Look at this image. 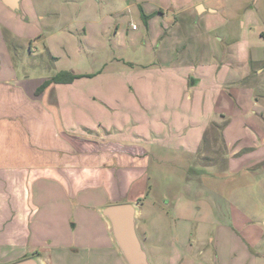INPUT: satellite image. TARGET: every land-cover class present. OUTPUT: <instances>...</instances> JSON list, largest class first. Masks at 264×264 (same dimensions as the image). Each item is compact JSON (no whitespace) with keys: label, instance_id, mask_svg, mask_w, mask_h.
Instances as JSON below:
<instances>
[{"label":"rangeland","instance_id":"374dc122","mask_svg":"<svg viewBox=\"0 0 264 264\" xmlns=\"http://www.w3.org/2000/svg\"><path fill=\"white\" fill-rule=\"evenodd\" d=\"M135 1L139 0H24L19 11L22 17L14 18L9 25L2 23L7 18L0 10V28L5 39L4 43L0 41V67L14 68L13 76L28 77L33 84L64 70L85 75L71 83L55 84L51 92L50 99L60 108L65 127L100 145L107 139L140 140L146 146L149 152L146 175L133 184L131 191L133 194L140 190L138 198L142 214L138 228L154 263L161 264L154 244L160 240L164 255L170 254V226L177 221L173 208L180 194L188 195V181L194 182L191 199L199 206H205V201L212 204L216 219L231 229L239 231L244 224L241 212H264V189L260 190L252 180L260 178L261 172L254 170L259 168L257 163L253 164L252 170L238 172L237 168L230 167L229 161L231 158L238 161L240 155L250 150L235 151L239 147V135L244 133L247 113L253 107L264 112V104L254 102L255 94L262 93L264 88L256 85L261 74L253 67L252 72L244 69L240 73L235 68L212 70V85L205 95L200 90L190 91V67L169 70L167 63L174 59L173 56L177 61L183 60L184 65L194 63L198 45L189 47L187 52L182 51V55L177 51L180 46H172L173 50L166 51L164 45L166 39L168 42L189 39L203 20L198 22L197 16L194 19L191 12H184L178 18L179 26L156 28L160 17L151 21V14L143 15L141 1L136 3L137 6ZM171 1L174 0H160L156 4H171ZM189 2L180 0L186 6ZM156 4L147 3V7ZM210 4L220 7L221 16L225 17L222 0L206 3L208 7ZM168 16L163 20L176 21L171 14ZM188 16L184 32L187 35H177L185 27L184 17ZM149 20L153 23L150 28ZM218 22L220 33L225 20L218 19ZM135 24L138 28L132 29ZM11 26L15 35L11 33ZM232 26L231 30L235 32L239 25ZM199 39L201 37L197 38L198 42ZM238 76H244L247 81H240ZM253 77L257 79L252 81ZM230 92L235 94L234 97L229 95ZM212 138L214 142L210 149ZM253 138L256 137L245 135L241 144L253 147L260 142ZM230 139H234L231 149L227 147ZM100 145L89 141L87 146L91 151L112 152L111 145ZM86 172L81 184L88 203L97 205L112 201L105 189L110 183L109 172ZM130 199L123 201H133ZM91 210L78 206L75 217L78 219L83 212L93 215L95 211L99 219L95 207ZM84 218L80 226L86 228L81 230L88 231L91 222L89 224ZM197 226L205 227L204 247L213 248L214 243L226 245L237 237L225 236L227 238L222 241L218 225L206 226L197 220L192 237ZM92 230L97 234L98 225L96 228L95 224ZM236 234L242 238L239 232ZM76 235L73 242L88 240L82 234ZM213 237L215 242L211 241ZM70 254V249H61L55 255L57 264H93L85 259L86 254L76 257ZM214 258L206 256L201 264H217ZM103 260L94 264H103Z\"/></svg>","mask_w":264,"mask_h":264},{"label":"crops","instance_id":"0c3cea01","mask_svg":"<svg viewBox=\"0 0 264 264\" xmlns=\"http://www.w3.org/2000/svg\"><path fill=\"white\" fill-rule=\"evenodd\" d=\"M140 1L143 15L151 14V21L160 17L156 28L179 26L178 18L184 12H191L190 15L194 19L197 16L198 22L203 20L198 26L200 29L197 27L198 31L190 35V38L193 36L192 40L183 38L168 42L166 39L164 45L166 51L173 50L172 46H180L177 49L180 55L183 54L182 51H189V47L198 45V55L194 63L184 65L183 60L177 61L175 56L167 63L169 70L190 67L188 75L190 91L200 90L204 94L212 85V70L215 72L235 68V71L240 73L244 69L252 72L253 67L261 74L256 85L264 88V0H222L225 17L221 16L220 7L206 5L210 0H190L187 6L182 5L180 0L165 5L156 4L160 0L154 3L139 0L134 4H140ZM23 3L24 0H19L18 8L13 9L4 0H0V10L7 18L2 23L9 25L14 18H19L22 15L19 11ZM147 3L156 5L147 7ZM169 14L175 17V22L163 20L165 16L169 18ZM189 16L184 17L185 27L177 35H187L184 32ZM218 19L225 20L220 33L217 29ZM150 20L147 22L149 28L153 26ZM235 23L239 26L233 32L231 28ZM2 30L0 28V41L4 43ZM11 33H15L13 27ZM174 35L176 32L173 28L172 36ZM198 37H201L199 42ZM6 67H0V264H8L30 255H40L43 264H57L55 255L63 248L70 249L72 251L70 255L73 257L86 254L85 259L93 264L100 263L103 259H105L103 264H125L113 244L108 223L100 209L112 202L130 199V195L140 207L138 198L140 190L132 194L131 189L143 175H146L144 172L149 164L146 146L140 140L123 142L107 139L102 140L103 143L100 145L88 140L87 136L74 133L65 127L60 108L50 99L57 83L50 85L38 95L36 90L45 79L33 84L28 77L13 76L14 68ZM244 76L242 78L238 76L241 78L240 81H247L244 79L247 75ZM251 79L254 81L257 78ZM229 95L234 97L235 94L230 92ZM254 102L264 104V91L255 94ZM236 104L239 106L238 100ZM220 115L226 116L225 113ZM245 135L255 136L253 139L260 140L261 144L259 142L253 147L244 146L241 144V138ZM239 136L236 153L250 150L240 155L238 161L234 158L229 159L230 167L243 172L254 169L253 164L257 163L259 168L254 170L261 172L260 178L252 180L259 185L260 190H263L264 112L253 107L247 113L244 133ZM89 141L102 147L109 144L112 146V152L91 151L87 146ZM233 141L234 139H230L228 144L226 143L230 149ZM213 142V138L210 139V149ZM84 170L109 172L110 183L105 189L112 201H102L97 205L88 203L87 196L82 194ZM112 171H116L117 174H113ZM71 173L75 175L72 176ZM192 185L194 186V182L188 181L186 185L188 195L180 194L175 201L173 210L177 221H173L170 226V254L164 255L161 241H155L156 255L161 264H201L206 256H214L217 264H264V212L256 213L254 210L241 212L244 224L239 231L231 229V226L224 225L216 219L212 204L208 205L205 201V206H199L191 199ZM78 206L90 212L91 208L95 207L99 219L95 211L93 215L83 212L84 214L77 219L75 216ZM139 207L140 219L142 212ZM84 217L89 224L91 222L88 224V231L81 230L86 228L80 226ZM196 220L206 226L212 223L218 225V230L222 231L220 235L222 241L223 238L232 239L233 236H237L236 240H232L233 242L230 240L226 245L219 243L216 246L214 243L213 248L204 247V226L195 227L198 229L192 237ZM95 224L99 229L97 234L92 230ZM236 232H239L242 238ZM78 233L79 236L80 234L86 236L88 240L81 243L73 242L74 236L77 237ZM71 235L73 237H70ZM96 235L98 240H95ZM211 241L215 242L216 238L213 237Z\"/></svg>","mask_w":264,"mask_h":264},{"label":"water","instance_id":"95a60500","mask_svg":"<svg viewBox=\"0 0 264 264\" xmlns=\"http://www.w3.org/2000/svg\"><path fill=\"white\" fill-rule=\"evenodd\" d=\"M13 9L19 0H4ZM139 203L123 201L102 206L100 211L107 221L113 244L125 264H155L139 231ZM8 264H43L40 255H30Z\"/></svg>","mask_w":264,"mask_h":264},{"label":"trees","instance_id":"16d2710c","mask_svg":"<svg viewBox=\"0 0 264 264\" xmlns=\"http://www.w3.org/2000/svg\"><path fill=\"white\" fill-rule=\"evenodd\" d=\"M89 75V74H88ZM85 75L83 74H76L73 71L64 70L56 73L55 75L45 79L42 84L37 88L36 92L38 95L42 94L50 85L52 84H67L71 83L74 80L81 78Z\"/></svg>","mask_w":264,"mask_h":264},{"label":"built area","instance_id":"2783aa9c","mask_svg":"<svg viewBox=\"0 0 264 264\" xmlns=\"http://www.w3.org/2000/svg\"><path fill=\"white\" fill-rule=\"evenodd\" d=\"M132 27H133V28H136V25H133Z\"/></svg>","mask_w":264,"mask_h":264}]
</instances>
